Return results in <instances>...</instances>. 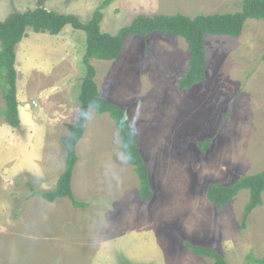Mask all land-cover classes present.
<instances>
[{
  "label": "rangeland",
  "instance_id": "1",
  "mask_svg": "<svg viewBox=\"0 0 264 264\" xmlns=\"http://www.w3.org/2000/svg\"><path fill=\"white\" fill-rule=\"evenodd\" d=\"M103 1L0 0V20L44 6L86 23ZM243 1L112 0L101 26L116 34L139 15L236 13ZM205 49L207 79L185 91L179 83L191 56L181 37L133 34L117 60H91L100 95L127 111L154 195L138 197L140 180L114 120L91 109L72 181L87 207L76 208L68 198L50 203L34 193L54 190L65 170L61 139L87 73L86 33L71 26L60 36L28 32L17 48L18 102L44 132L33 124L21 130V113L20 128L0 125L1 139H19L17 148L0 140V263L214 264L186 244L215 249L228 264H259L249 254L264 259V205L243 227L249 191L224 208L206 194L212 183L264 170V20H249L240 37L206 36Z\"/></svg>",
  "mask_w": 264,
  "mask_h": 264
},
{
  "label": "trees",
  "instance_id": "2",
  "mask_svg": "<svg viewBox=\"0 0 264 264\" xmlns=\"http://www.w3.org/2000/svg\"><path fill=\"white\" fill-rule=\"evenodd\" d=\"M111 3L112 0H104L86 23L77 15L50 11L44 6L23 12L16 11L0 20V89L5 105L0 113L13 129L21 126L16 69L17 48L28 37V32L60 36L67 26H71L75 30H84L86 33V50L82 60L87 73L81 85L76 114L66 124L70 134L61 139L67 151L65 170L59 177L54 190L34 193L41 195L50 203L61 198H68L76 208L87 207V203L75 198L72 181L75 167L79 162L77 146L84 138L91 109L99 115L108 113L114 120L120 132L122 151L140 180L138 197L149 201L154 195L150 170L139 150L138 140L127 111L100 95L99 85L96 82L97 71L91 64L92 59L117 60L122 54L125 40L133 34L146 37L160 32L181 37L185 40L191 56L189 70L179 83V89L185 91L196 84L204 83L207 79L206 36L240 37L249 20H264V0H244L241 11L236 13L198 15L194 18L183 14L139 15L116 34H110L102 30L101 24L104 19V10ZM211 143L212 139L200 142L203 151H206ZM244 190L249 191L250 196L244 210V227L247 218L256 208L264 205V170L255 175L241 177L231 184L212 183L207 188L206 194L211 203L224 208ZM186 246L194 255L214 260V264H228L223 254L215 249L189 244ZM247 259L249 263L264 264V259H256L252 254H249Z\"/></svg>",
  "mask_w": 264,
  "mask_h": 264
},
{
  "label": "crops",
  "instance_id": "3",
  "mask_svg": "<svg viewBox=\"0 0 264 264\" xmlns=\"http://www.w3.org/2000/svg\"><path fill=\"white\" fill-rule=\"evenodd\" d=\"M0 95H1V102H0V111L4 108V101H3V93H2V91H1V93H0ZM19 100H20V104H19V111H20V113H21V119H22V123H23V127L21 128V130H25L26 129V127L29 125V124H33V123H31L33 120H32V115H31V113H30V111H31V109H29V107L28 106H26L27 105V103L25 102L24 103V111H25V116L23 115V113H22V103H21V99L19 98ZM27 109V110H26ZM29 110V111H28ZM94 111V110H93ZM0 115H1V113H0ZM2 116V115H1ZM34 117V116H33ZM1 120H2V123H0V125H1V127H3L4 126V124L6 125V120L3 118V117H1ZM9 126V125H8ZM35 126L36 127H39L38 125H35V123L33 124V127H34V131H37V133L39 134L40 132H44L43 131V128H41L40 127V129L39 130H36L35 129ZM0 127V128H1ZM18 134V133H17ZM32 134V133H31ZM34 134V133H33ZM47 134V133H46ZM48 135H49V133H48ZM2 138V134L0 133V140L2 141V140H7V141H10V143H11V146L13 147V148H17V146H18V143H19V139H18V136H15L13 133H9V135L7 136V137H5L4 139H1ZM20 138H22V136L20 137ZM33 162H35L34 160H32ZM12 177H14V174H12ZM59 179V178H58ZM58 182V181H57ZM56 185H57V183L55 184V188H56ZM54 188V189H55ZM8 214V213H7ZM6 214V216H7V218H8V215ZM7 224H10L9 222L7 223Z\"/></svg>",
  "mask_w": 264,
  "mask_h": 264
}]
</instances>
